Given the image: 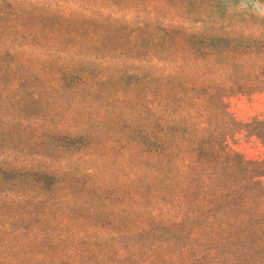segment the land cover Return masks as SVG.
Here are the masks:
<instances>
[{
  "label": "trees",
  "instance_id": "trees-1",
  "mask_svg": "<svg viewBox=\"0 0 264 264\" xmlns=\"http://www.w3.org/2000/svg\"><path fill=\"white\" fill-rule=\"evenodd\" d=\"M122 2L134 3L0 0V141L36 133L63 156L0 151V208H12L0 234L13 238L0 239L11 252L0 264H264V158L228 145L239 132L264 144V120L242 124L227 102L264 93V37L136 24ZM132 77L131 99L110 101L144 108L142 124L114 125L110 146L92 114L70 128L52 120L67 94L87 108ZM97 151L110 152L115 184L82 167Z\"/></svg>",
  "mask_w": 264,
  "mask_h": 264
},
{
  "label": "rangeland",
  "instance_id": "rangeland-1",
  "mask_svg": "<svg viewBox=\"0 0 264 264\" xmlns=\"http://www.w3.org/2000/svg\"><path fill=\"white\" fill-rule=\"evenodd\" d=\"M215 8H209V0H180L182 5H177V2H169L168 0H133L130 2H122L121 7L117 9L119 16L132 19L136 24L141 23H156L161 26H184L193 32H205L206 30L215 31L220 35H240L264 37V0H216ZM80 5V4H78ZM82 6V5H80ZM87 6V5H86ZM84 6V7H86ZM128 8L124 11L122 8ZM86 8H90L88 5ZM93 10H103L96 6ZM93 51V50H92ZM61 63L69 65L70 60H61ZM141 75H150L152 70L149 68H140ZM137 82L136 77L126 78L123 82H112L109 87L110 93L104 96L88 97V107H84V101L78 103L71 94H67L63 100V110L58 115H51L52 120L56 123L70 128L81 126L82 123L88 122V116L92 114L94 120L90 122L91 131L95 134L96 141L103 146H110L112 140L120 135L121 127L114 126L126 122L130 118L142 124L141 113L144 108L127 109L129 107L123 102L116 103L110 101L113 98V92L121 91V95L127 96L129 100L132 97L129 88ZM112 93V94H111ZM125 98V97H122ZM134 99V97H133ZM50 106L53 108L62 104L59 96L53 95L49 100ZM228 111L236 121L245 124L250 123L254 119L264 120V93L253 95H236L228 99ZM71 106V107H70ZM70 107V109H69ZM33 114V112H32ZM13 114H8V118L14 117ZM31 116V114L29 115ZM10 120V119H9ZM98 120V121H95ZM97 122L101 125L97 126ZM99 127H102L104 132L100 133ZM36 133L29 132L21 134L19 138L6 136L0 141V151L6 152L10 156H14L18 150H23L28 154L27 158H32L35 154L47 152L54 156L57 160L62 158V154L56 152L51 144H42L34 142ZM21 137H24L21 139ZM230 148L239 152L249 160H259L264 158V144L254 137L248 136L244 132L235 134L228 140ZM14 150V151H13ZM110 152L97 151L88 157L87 163H82L84 170H98V178L101 181L115 184L121 177L116 172H113V160L108 157ZM119 155V154H118ZM118 156H115V158ZM121 157V156H119ZM114 158V160H115ZM71 158L65 159L66 164H70ZM94 168V169H91ZM12 208H0V227L3 225L6 215L10 213ZM13 228H17L18 222H13ZM12 226V225H11ZM0 239L9 240L13 243V238H8L6 234H0ZM10 243V244H11ZM10 249L0 251V257L4 254H10ZM35 253V251H34ZM30 264H36L32 261Z\"/></svg>",
  "mask_w": 264,
  "mask_h": 264
}]
</instances>
